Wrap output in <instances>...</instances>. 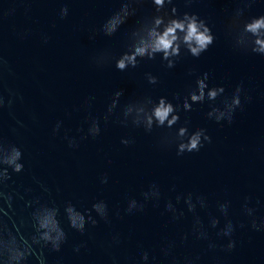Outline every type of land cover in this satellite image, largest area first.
<instances>
[{
  "label": "water",
  "instance_id": "obj_1",
  "mask_svg": "<svg viewBox=\"0 0 264 264\" xmlns=\"http://www.w3.org/2000/svg\"><path fill=\"white\" fill-rule=\"evenodd\" d=\"M121 0H0V56L7 61L13 75L5 70L0 83V94L7 99L6 88L23 97L15 101L12 113L23 122L19 128L8 109L0 110V138L23 146L25 172L13 175L10 189L21 193L31 191L26 199L49 198L58 203L71 200L90 207L94 198H104L113 211L124 206L125 196L139 198L141 191L155 181L170 196L168 188L176 185L178 192L193 191L207 196L209 211L214 212L216 200L231 201L230 218L237 227L233 238L236 247L224 252L225 243L210 233L217 248L209 250L205 241L190 236L181 243L179 237L188 232L192 218L186 215L179 222H172L162 215L163 205H149L143 214L118 219L112 215V223H98L87 235L70 232L67 243L59 252L43 250L46 264H111L109 253L122 261L138 258L141 248L156 256V264H169L160 249L173 242V256L183 260L185 256L199 257L195 264H264V231H254L247 226L241 204L245 195L252 203L261 202L257 215L264 217V56L235 50L228 37L226 24L236 7H243L241 0H192L188 6L184 0H174L179 13L195 12L204 18L215 34L214 43L199 58L185 53L172 69L164 67L159 56L143 60L136 69L120 72L113 65L96 68L91 57L110 49L123 51L125 34L136 21L153 11L149 0L138 7L137 15L130 17L112 37H105L99 26L120 6ZM67 4L69 14L63 20L59 8ZM264 14V0H252L247 16ZM97 29L93 36V30ZM48 36L47 43L43 37ZM195 73L189 76L188 70ZM158 77L159 83L148 85L144 73ZM209 73V85H223L226 94L237 84L243 83L251 102H245L237 111L231 125H217L205 119L207 105L194 106L188 114L190 127H205L212 138L198 153L175 155V149H158V137L163 130L146 134L142 129L121 128L109 125L98 140L81 142L77 150H71L62 140L64 130L76 134L85 113L84 101L95 96L92 111L100 113L111 93L123 89L121 103L143 94L153 98L166 96L169 100L177 93L194 86L196 76ZM175 103V101H173ZM65 113H71L70 118ZM35 116V120H33ZM183 118V117H182ZM63 120L60 133L53 136L52 127ZM17 128L13 135L11 128ZM132 136L135 143L125 147L119 143L121 136ZM111 161L109 164L108 161ZM107 173L108 185L99 184V176ZM33 177L48 189L43 192ZM2 206V205H0ZM16 216L8 220L0 215V225L23 217L27 221L30 209L23 201H14ZM206 218L207 213H200ZM9 222V223H8ZM223 221H221V226ZM30 223L21 228V238L30 241ZM119 234L120 243L110 249L107 244ZM14 234V233H13ZM86 241V247L74 253L73 246ZM105 247H101V245ZM36 256L41 250L33 245ZM25 264H36L31 255ZM39 264V261H37Z\"/></svg>",
  "mask_w": 264,
  "mask_h": 264
},
{
  "label": "clouds",
  "instance_id": "obj_2",
  "mask_svg": "<svg viewBox=\"0 0 264 264\" xmlns=\"http://www.w3.org/2000/svg\"><path fill=\"white\" fill-rule=\"evenodd\" d=\"M153 11L142 16L136 21L126 34L123 51L115 52L105 49L97 52L91 57V63L98 69L107 65H113L116 70L125 72L136 69L143 60H154L159 56L167 69H172L187 53L193 58H199L214 43L215 34L208 22L195 12L179 13L174 0H149ZM188 6L192 0H184ZM252 0H241L243 7H236L228 18L226 30L232 47L240 52L254 53L264 56V14L259 16H247L246 10ZM144 0H121L120 6L107 17L99 26L98 31L105 37L114 36L130 17L137 15L138 7ZM69 14L67 4L59 8L58 16L61 20ZM97 29L93 30L94 36ZM49 37L44 36L43 41L47 43ZM8 68L7 61L0 56V83L3 81V73ZM195 70L189 69L188 75H194ZM144 80L148 85L155 86L159 83L158 77L152 73H144ZM209 73L204 72L196 76L194 86L188 87L183 94L177 93L169 100L166 96L153 98L150 94H143L126 103H121L123 89L115 90L108 97L104 110L100 113L92 111L95 96H89L84 101L85 115L81 126L76 129L75 135H70V130H64L62 140L71 150H77L81 142L86 140H98L110 124L121 128L142 129L146 134H152L155 130H163L158 137L156 147L158 149H175L177 157L186 154L198 153L208 144L212 138L205 127H190L188 114L194 110V106L207 105L208 110L204 113L205 119L217 125H231L236 112L242 111L245 102H251L252 97L247 95L243 83L237 84L231 93L226 94L223 85H212L209 83ZM7 99L0 94V110L8 109L9 115L15 120L19 128H24L22 121L15 119L12 107L15 101L23 102V97L13 89L6 88ZM175 101V103L173 102ZM66 118L71 113H65ZM183 117V118H182ZM35 120V116H33ZM64 121L57 120L52 127L53 136L61 132ZM11 133L17 135V128H11ZM119 143L125 147L132 146L135 139L132 136H121ZM110 164L111 161L109 160ZM25 172V154L23 146L10 143L0 138V215L8 220L15 217L16 211L14 201H23L25 209H30L27 221L19 218L11 222V231L5 222L0 225V264H25L31 255L36 264H46L43 255L44 249L59 252L62 245L67 243L70 232L87 235L91 238V230L98 223L105 225L112 223V215L118 219L126 216L143 214L146 208L160 207L161 214L168 215L172 222L181 221L186 215L192 218L191 227L188 232L180 235L181 243L187 241L190 236L196 240L205 241L209 250L217 248V243L211 238L210 233L215 232L218 240L225 243L221 245L224 252H232L236 247L233 238L237 227L244 228V223H234L230 218L231 201L229 199L216 200L214 212L209 211L207 196L193 191L178 192L176 185L168 188L165 193L160 184L153 181L147 188L140 192L139 198L125 196L124 206H117L113 211L104 198H94L90 207L82 203H73L71 200L57 202L54 199L42 200L40 197L28 198L25 196L31 189H25L23 193L16 189H10L9 181L13 175ZM99 184H109V176L103 173L98 178ZM34 183L47 193L48 189L41 181L33 177ZM261 205L259 200L252 203V197L245 195L241 204V210L247 219V226L257 232L264 231V217L257 215ZM207 213L202 218L200 213ZM221 221L223 224L221 226ZM9 223V222H8ZM30 223L32 233L30 243L21 238V228ZM14 233V234H13ZM120 243L119 234L112 237L107 244L110 249L113 245ZM33 245H36L41 253L35 255ZM86 247V241H81L73 246V252L79 253ZM101 247H105L103 244ZM175 244L169 242L160 249L165 258L171 257L169 264H195L199 259L185 256L183 260L173 256ZM111 264H122L116 255L109 253ZM123 264H156V256L151 255L149 250L140 249L138 258H127Z\"/></svg>",
  "mask_w": 264,
  "mask_h": 264
}]
</instances>
